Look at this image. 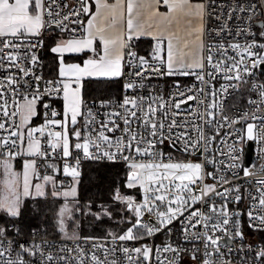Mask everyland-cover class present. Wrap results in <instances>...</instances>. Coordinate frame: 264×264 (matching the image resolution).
I'll return each instance as SVG.
<instances>
[{"label":"snow or ice","instance_id":"obj_1","mask_svg":"<svg viewBox=\"0 0 264 264\" xmlns=\"http://www.w3.org/2000/svg\"><path fill=\"white\" fill-rule=\"evenodd\" d=\"M213 7V0L207 5L193 0H0V212L20 217L21 195L45 196L48 185L54 197L64 200L57 213L58 250L52 251L56 245L49 241L21 243L19 229L10 233L0 227V264H182L186 254L193 264H234L233 252L240 264H264V243H245L241 222L246 215L248 228L264 232V179L255 181L254 191L243 189L221 174L225 168L234 177L237 169L245 178L254 174L240 168L241 150L231 145L226 164L219 158L225 154L213 151L214 142L242 122L246 130L236 142L264 144V83L252 80L255 70L264 68V0H237L220 15ZM206 12L218 21L216 29L205 27ZM49 31L62 38L49 47L57 73L45 79L40 52ZM142 37L153 42L147 56L135 50L134 41ZM68 54L87 58L66 63ZM182 77L194 78L201 87L181 85ZM86 78L124 80L121 101L100 102L101 108L115 105L103 119L84 99ZM153 78L172 79L175 92L167 100L158 93L137 95ZM242 85L258 96L247 101L253 111L229 116L218 97ZM201 96L204 111L197 110L195 120L180 114L182 105ZM54 101L62 102L60 109ZM165 145L199 162L175 159ZM81 156L126 165L123 187L129 191L116 188L112 197L124 206L117 223L126 227L109 230L104 239L69 231L68 221L78 210L73 203L77 190L64 188L57 177L62 173L76 180ZM209 178L215 183H206ZM94 215L112 217L106 208ZM177 231L185 242L202 243L203 251L193 247L189 252L174 243ZM162 233L168 234L162 245L145 242ZM63 241L75 243L68 247ZM81 241L91 242L90 250ZM133 241L139 246L128 247Z\"/></svg>","mask_w":264,"mask_h":264},{"label":"built area","instance_id":"obj_2","mask_svg":"<svg viewBox=\"0 0 264 264\" xmlns=\"http://www.w3.org/2000/svg\"><path fill=\"white\" fill-rule=\"evenodd\" d=\"M203 3L206 5L208 4V0H201ZM237 2V0H213V3L215 7L211 9L212 12H214L216 15H220L222 13H225L226 11L230 10V7L234 5ZM240 2L244 3L247 2V0H240ZM65 3H74V0H65ZM239 15V13H238ZM204 24L206 28L210 29H216L219 24L218 21L216 20L215 16L212 18H209L208 13H205L204 17ZM235 26V24H233ZM47 32L43 34L45 36ZM206 42L208 41L207 35L205 36ZM135 43V50L138 52L139 55H141L137 49V41H134ZM43 51V49H42ZM43 56V55H42ZM145 56V55H141ZM41 64L42 67L39 68V72L42 73L45 77V79H50L52 77H47L45 75V63L41 57ZM4 72L0 71V76H3ZM252 80L264 83V70L263 68L255 70V75L252 77ZM173 80L170 78H153L149 80H145L144 83L147 85V88L140 89L139 92H137V95L147 97L150 93H158L164 96V98L167 100L169 98L170 93H174L175 89L172 87ZM180 84L185 85V86H193L195 85L196 87H201V85L198 84V82L194 78L190 77H182L180 78ZM123 83L124 80L120 79V86H119V95L116 97L112 98H84L85 101L88 103L89 107H92L93 112L100 113L97 118L98 119H103V113L108 112L114 109L115 105H113L112 108H101L100 107V102L101 101H121L122 97L124 95L123 91ZM220 83H223V80L220 81ZM216 87H219V83H217ZM205 92H207V89H205ZM258 99V96L256 93L252 92L249 88L248 85H242L240 89L238 90H233L229 89V93L226 97H218V100L223 103V107L225 110V114L235 117L238 113H242L244 111H253V109L249 108L248 106V99ZM204 97L201 96L197 101H190L188 102L187 105H182L180 111V114L185 117L191 116L193 120L196 119L195 113L198 111L203 112L204 108L199 104V100H203ZM53 106L57 109L61 108L60 101H54ZM40 120H36L35 123H40ZM246 130V123L242 122L240 124L234 125L231 130V135H224L222 134L220 139L214 142L213 144V151L217 155L219 153H224V156H220V160L223 163H227L226 157L228 156V153L230 152V147L235 143V147L240 149V158H241V164L240 168H249L252 170L254 173L252 176L245 178L243 176V172L239 171L238 176H232L229 175V170L227 168L224 169V171L221 173L222 175H226L228 179L230 180H235L236 183H239L243 189L251 188L253 191L255 190L256 184L255 181L259 179H264V144H260L256 141H252V160L249 164H246V151H247V145L249 141L245 140L243 143H238L234 139L235 137L238 136V134H241L245 132ZM228 129L225 128L223 129V133H228ZM119 135V133H117ZM192 135L194 136L195 133L193 132ZM164 151L170 152L172 149H169L167 145L164 147ZM172 154L175 159L178 160H193L196 162H199L198 158L195 156H185L179 151H172ZM15 162H21L20 160H17ZM58 164L62 165V161H56ZM71 163H75V160H72ZM85 163H100V164H120V165H125L123 161H109L107 159H85L81 156V162L79 165V171L80 168L85 164ZM126 166V165H125ZM208 171H213L212 167L208 168ZM58 182H63L64 187H67L70 184V177L65 176L62 173L58 175L57 177ZM249 181H251V184H249ZM206 183H215L212 179H207ZM216 202L219 203V198H216ZM248 201L245 200L239 207L244 210L247 207ZM197 207H201V205H197ZM229 207H233V205H229ZM241 222L243 224V231L245 233V243L252 244L253 247H256L259 244L264 243V232H254L252 229L248 228L247 226V216H243L241 218ZM9 229L10 233L13 232L15 229H19L20 235L17 237L19 242L23 243L27 241L28 243H32L35 241L36 243H41L43 241H49L51 243H54L56 245V248H53L52 251H57L62 240H61V235L60 234H51L48 233L47 231L38 229V228H31L29 230H22L20 226H18L15 223H11L7 226ZM177 228H179V225H177ZM81 238L83 237H94V238H99V239H104L106 236H92V235H84L80 236ZM173 242H179L182 247L189 249L190 250L193 247H199L201 249V252L203 251V244L198 243V242H185L183 240V237L180 236L179 232L177 231L175 236L172 238ZM166 240H168V234L167 233H162L158 234L157 236L145 241L148 244H154V245H162ZM63 243H66L68 247H72L73 244L75 243L74 241H63ZM228 243H235L236 246H239V242H233V241H228ZM81 246L87 248L90 250L91 248V242H89L88 245H84L81 241ZM139 244L135 241L133 242H128V247H137ZM171 255V254H169ZM240 255H243L241 253ZM28 259V257H25ZM163 258V257H162ZM182 264H193L190 255H183L182 256ZM233 260L234 264H240V257L233 252ZM195 264H200L199 261H196Z\"/></svg>","mask_w":264,"mask_h":264},{"label":"trees","instance_id":"obj_3","mask_svg":"<svg viewBox=\"0 0 264 264\" xmlns=\"http://www.w3.org/2000/svg\"><path fill=\"white\" fill-rule=\"evenodd\" d=\"M47 35L44 36V48L42 59L45 63V75L53 77L57 73L58 65L55 57L50 53ZM150 38L137 40V49L141 55L147 56L151 51ZM84 54H72L66 56V61H82ZM119 80H107L104 78H87L83 81L84 98H112L119 92ZM18 166L21 162H16ZM126 166L120 164L85 163L80 168V178L77 185L73 219L68 221L69 231H75L79 236H106L108 231L119 232L126 225L117 221L125 215L124 206L113 200V192L120 188L122 192L129 190L123 187L126 177ZM63 198L54 197L50 192L45 196L24 201L21 215L18 218L7 219V225L17 224L22 230L38 228L51 234H59L57 231V208ZM112 213V217L101 215L99 219L94 215L101 213L103 209Z\"/></svg>","mask_w":264,"mask_h":264},{"label":"rangeland","instance_id":"obj_4","mask_svg":"<svg viewBox=\"0 0 264 264\" xmlns=\"http://www.w3.org/2000/svg\"><path fill=\"white\" fill-rule=\"evenodd\" d=\"M15 170L17 171V172H20L21 173V177H20V181H21V186H22V181H23V176H22V172H23V168H22V162H21V165L20 166H18L17 164H16V162H15ZM79 171V170H78ZM80 172V171H79ZM70 177V176H69ZM79 178H80V175H79V177L76 179V180H74L72 177H70V184L67 186V187H69V186H75L76 187V190H77V185H78V182H79ZM30 179H32L33 180V182L35 183V182H37V181H35V179L33 178V177H31L30 176ZM59 183V182H58ZM67 187H64V188H67ZM50 192V194L52 193V191H53V189H52V187H51V185H48L46 188H45V192ZM52 195V194H51ZM53 196V195H52ZM34 198H37V197H35V196H29V197H23L22 195H21V199H22V205H23V203H24V201H26V200H32V199H34ZM58 198H62V197H58ZM64 203V200L60 203V205L58 206V208H57V213H58V211H59V208L61 207V205ZM21 209H22V207H21ZM56 216H57V214H56ZM7 219H9V217L4 213V212H0V227H7L8 225H7Z\"/></svg>","mask_w":264,"mask_h":264},{"label":"crops","instance_id":"obj_5","mask_svg":"<svg viewBox=\"0 0 264 264\" xmlns=\"http://www.w3.org/2000/svg\"><path fill=\"white\" fill-rule=\"evenodd\" d=\"M110 2H111V0H110ZM193 2H202L201 0H193ZM161 12H164V11H166V8H164L163 6H161L160 7V9H159ZM194 23H196L195 21H194ZM46 37H48V39H49V41H52V43L54 42V40H58V39H60V38H62L61 36H60V34L58 33V32H55V31H49V32H47L46 33ZM49 37H51V39L49 38ZM66 38V37H65ZM142 38H148V37H142ZM68 55H72V54H68ZM88 55H90V53L88 54ZM85 58H87V56L84 54V59ZM65 62L66 63H81L80 61H71V62H67L66 60H65ZM87 79V78H86ZM119 80V83H120V79H118ZM120 86V85H119ZM119 95V92H118V94L116 95V96H118ZM115 96V97H116ZM60 104L62 105V102L60 101Z\"/></svg>","mask_w":264,"mask_h":264},{"label":"water","instance_id":"obj_6","mask_svg":"<svg viewBox=\"0 0 264 264\" xmlns=\"http://www.w3.org/2000/svg\"><path fill=\"white\" fill-rule=\"evenodd\" d=\"M42 55H43V51L41 50L40 56L42 57ZM263 70H264V68H263ZM252 152H253L252 141H249V143L247 145V151H246V164H249L251 162Z\"/></svg>","mask_w":264,"mask_h":264}]
</instances>
